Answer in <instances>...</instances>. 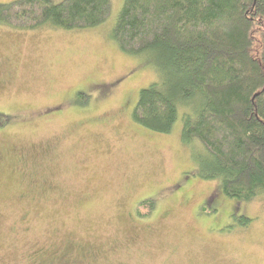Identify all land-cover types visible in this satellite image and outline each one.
Listing matches in <instances>:
<instances>
[{"label": "rangeland", "instance_id": "rangeland-1", "mask_svg": "<svg viewBox=\"0 0 264 264\" xmlns=\"http://www.w3.org/2000/svg\"><path fill=\"white\" fill-rule=\"evenodd\" d=\"M122 1L83 30L0 24V264H264V194L199 178L184 109L165 134L132 119L156 72L109 38Z\"/></svg>", "mask_w": 264, "mask_h": 264}, {"label": "trees", "instance_id": "trees-1", "mask_svg": "<svg viewBox=\"0 0 264 264\" xmlns=\"http://www.w3.org/2000/svg\"><path fill=\"white\" fill-rule=\"evenodd\" d=\"M110 8V0L4 1L0 24L83 30ZM109 38L128 55H146L156 72L139 90L134 122L165 134L184 109L181 143L196 153L199 178L217 180L232 199L264 194V0H123ZM153 206L146 198L135 214Z\"/></svg>", "mask_w": 264, "mask_h": 264}]
</instances>
